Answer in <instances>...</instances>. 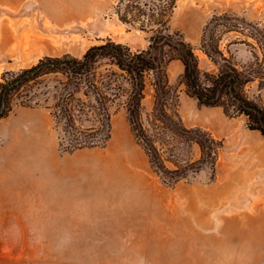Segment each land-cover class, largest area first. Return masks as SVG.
<instances>
[{
	"label": "rangeland",
	"instance_id": "rangeland-1",
	"mask_svg": "<svg viewBox=\"0 0 264 264\" xmlns=\"http://www.w3.org/2000/svg\"><path fill=\"white\" fill-rule=\"evenodd\" d=\"M162 4L157 0L122 4L120 0H0V80L4 73L31 67L46 56L81 58L107 39L134 51L146 50L156 28L141 30L140 24L148 22L152 10ZM165 4L171 6L168 30L195 48L214 15H227L226 22L245 30L243 36L225 35L223 47L238 37L251 42L250 33L256 29L264 34V0H168ZM131 5L147 14L138 17L137 9L127 8ZM124 15L130 24L121 21ZM232 51L242 63L251 57L244 45H234ZM196 53L207 68L204 55ZM182 73L179 61L169 65L185 126L210 133L221 146L214 168L207 165L175 184L151 170L124 110L111 118L105 146L77 150L75 156L65 151L68 133L42 106L15 107L0 121L3 196L10 194L9 187L30 183L33 199L0 202V264H264V139L248 129L243 117L230 118L220 108L199 106L179 87ZM252 92L264 104V89ZM145 107L148 112L152 109L150 96ZM182 150V162L200 158L196 145ZM74 166L81 168L75 177L82 185L107 188L110 210L98 208L100 202L92 209L90 202L44 201V186L54 180L68 183L69 176L63 174ZM146 181L152 183L151 193L139 187ZM136 185L141 190L134 191ZM100 210L118 220L161 218L162 224L146 234L98 232L106 228L84 220Z\"/></svg>",
	"mask_w": 264,
	"mask_h": 264
},
{
	"label": "trees",
	"instance_id": "trees-1",
	"mask_svg": "<svg viewBox=\"0 0 264 264\" xmlns=\"http://www.w3.org/2000/svg\"><path fill=\"white\" fill-rule=\"evenodd\" d=\"M152 10L141 30L156 28L146 50L107 39L90 47L81 58L69 54L46 56L35 65L6 72L0 80V121L15 107L42 106L50 111L69 135L68 153L103 147L110 140V121L124 110L131 132L146 153L153 171L171 184L205 166L215 167L221 143L200 128H187L179 112L178 88L169 80L168 67L174 61L183 65L179 87L207 108H220L227 117H243L249 130L264 139V104L258 92L264 89V34L250 33L251 42L239 37L223 47L225 35L245 34L242 27L226 22L227 15H214L206 24L200 45L195 48L179 33L168 30V0ZM125 0H120L122 4ZM135 8L138 17L147 11ZM130 24L127 15L121 17ZM238 35V36H239ZM250 49L248 62L238 61L232 46ZM196 50L204 55L201 66ZM152 98V109L145 107ZM196 145L197 161H181L182 146ZM168 163L174 169L168 168Z\"/></svg>",
	"mask_w": 264,
	"mask_h": 264
},
{
	"label": "crops",
	"instance_id": "crops-1",
	"mask_svg": "<svg viewBox=\"0 0 264 264\" xmlns=\"http://www.w3.org/2000/svg\"><path fill=\"white\" fill-rule=\"evenodd\" d=\"M17 138V136H16ZM3 148V147H2ZM1 148V149H2ZM81 150H78L80 152ZM77 155V151L72 154V156ZM146 155V153H145ZM151 170L152 167L150 165ZM80 167H67L68 172H66L63 175L69 176V182L68 183H59L57 180L49 181L47 185L44 186V191L46 193V197L44 198V201L48 202H60V203H67V202H74V203H80V202H90V207L92 209L96 208V204L93 203L100 202L101 205L98 207L100 209L110 210L111 209V200L107 196V188H100L98 190V186L96 185H89L85 184L82 185L77 178L75 177L77 175V171L80 170ZM60 180V179H59ZM62 181V180H60ZM57 183H59L57 185ZM135 188H132L134 191H138L146 189L151 193L152 189V183L148 181L143 182L141 186ZM31 185L30 183H26L23 186L18 187H9L7 188L8 194L7 196H3L4 188L0 186V202L3 201H31L33 200L31 198ZM120 193H125V190H120ZM157 200V199H156ZM161 205V201H158ZM100 210V213L94 212L90 215H88V218L84 220L86 224L91 225L92 227H98V228H106L103 229H97L98 232H105V233H134V234H146L155 232L158 225L162 224V219H144V218H130L126 217L123 220H118L115 218V216H112V214H107L105 212H102Z\"/></svg>",
	"mask_w": 264,
	"mask_h": 264
}]
</instances>
